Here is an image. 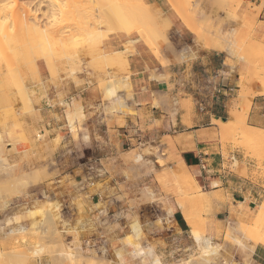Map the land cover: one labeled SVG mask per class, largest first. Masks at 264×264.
<instances>
[{
	"label": "rangeland",
	"instance_id": "obj_1",
	"mask_svg": "<svg viewBox=\"0 0 264 264\" xmlns=\"http://www.w3.org/2000/svg\"><path fill=\"white\" fill-rule=\"evenodd\" d=\"M38 2L29 8V21L34 14L43 25L49 6ZM27 3L17 0L22 8ZM257 10L249 0H110L100 22L114 28L102 48L110 37L122 36V49L134 48L127 57L140 46L163 66L164 54L182 46L194 51L186 61L199 51L220 52L224 65L237 69L243 102L239 122L232 116L221 124L220 141L242 150L262 169L264 135L248 147L242 126L252 98L264 95V25L258 23ZM176 25L185 29L184 42ZM86 39H76L78 45L70 41L73 48L59 51L65 56H38L37 49L17 61L8 50L0 51V264H255L254 248L263 247L257 223L264 220V198L249 211L237 203L227 222L213 225L206 217L209 207L197 201L200 191L192 178L181 167L168 169L156 147H125L107 161L99 156L98 131L103 124L111 128L112 118L123 125L116 115L129 113V71L121 50L110 51L99 66L86 53ZM22 45L26 48L27 42ZM77 53L82 54L77 58ZM175 212L183 217L185 246L171 262L167 251L172 235L179 234ZM212 228L215 235L209 236ZM192 230L210 240L209 251L199 249Z\"/></svg>",
	"mask_w": 264,
	"mask_h": 264
},
{
	"label": "crops",
	"instance_id": "obj_2",
	"mask_svg": "<svg viewBox=\"0 0 264 264\" xmlns=\"http://www.w3.org/2000/svg\"><path fill=\"white\" fill-rule=\"evenodd\" d=\"M249 1L258 9V23L264 25V0ZM176 28L184 42L185 29L178 25ZM124 43L123 37L117 35L104 42L103 48L107 52L123 50ZM136 51L127 57L129 113H117L123 125L118 126L112 118L111 128L103 124V131H98L99 156H106L103 161H107L125 147H156L168 169L181 167L192 178L204 195L202 204L209 207L206 217L213 225L227 222L237 203H243L245 211H249L264 198V162L258 169L242 150L220 141V125L230 122L232 116L239 122L243 111L237 94V69L224 65L222 54L212 49L199 51L196 58L186 61L194 51L179 47L164 54V66L147 48L137 46ZM245 111L242 126L251 129L246 139L264 135V95L252 98ZM234 162L238 165L234 166ZM172 218L179 234L172 235L167 251V261L171 262L181 256L185 246L182 214L175 212ZM213 235L214 228L209 236ZM252 260L264 264V247L254 248Z\"/></svg>",
	"mask_w": 264,
	"mask_h": 264
},
{
	"label": "bare ground",
	"instance_id": "obj_3",
	"mask_svg": "<svg viewBox=\"0 0 264 264\" xmlns=\"http://www.w3.org/2000/svg\"><path fill=\"white\" fill-rule=\"evenodd\" d=\"M29 3H27V6L22 8L17 4V0H0V51L2 50H8L9 53L11 54V57L13 56L15 59L16 57H18L19 55H21L22 53H27L30 52V54L32 52H35L37 49V55L39 56L40 53L42 54H47V56H51L54 54V56L58 53L59 51L64 50L65 46H68L70 49V45L72 47V44L69 45L70 41H73L79 38H87L86 41L89 44V51L87 49V47L85 49H87L86 53L89 52L90 55L92 56L91 58H93L96 63H98V65L100 66V64H102V62L104 61V59H106V57H109V52L107 51H103L102 48V43L105 39L108 38L109 33L111 31V28L113 27V24L110 26L107 23H102L100 22L102 19V9L105 8V6H107L110 2V0H39V4H42L43 2L46 3L48 2V11H46L47 13H45L43 16L45 18V24H40L36 18L37 16H35L34 14L33 16V22L30 23V18H31V10L29 9L31 4H35L37 3V0H28ZM71 1V2H70ZM71 6V7H70ZM22 8V9H21ZM89 9V10H88ZM74 23L73 25H75V31L72 34H69L70 32V28H69V23ZM111 24V23H110ZM104 25V32H101L100 26ZM117 25V24H116ZM114 28V27H113ZM112 28V29H113ZM127 31V30H126ZM115 33H117L116 31H114ZM123 32V31H122ZM120 32V33H122ZM125 33V32H123ZM130 33V32H127ZM72 34V35H71ZM112 34V33H111ZM119 34V32H118ZM128 35V34H127ZM126 37V36H125ZM147 38H143V41H147ZM199 40V39H198ZM24 42H27V47L25 48L22 44ZM134 41V40H133ZM200 41V40H199ZM79 42V41H78ZM76 41L75 44L78 43ZM128 42V41H127ZM22 43V44H21ZM71 43V42H70ZM134 43V42H132ZM26 44V43H25ZM86 44V43H85ZM84 44V45H85ZM131 41H129L127 43V45L130 46ZM78 45V44H77ZM125 45V46H127ZM149 45V43L147 44ZM194 45V44H193ZM86 46V45H85ZM84 46V47H85ZM74 47V46H73ZM72 47V48H73ZM76 47V45H75ZM78 47V46H77ZM80 47V45H79ZM150 47V46H149ZM205 47V46H204ZM82 48V47H81ZM127 48V47H126ZM123 49L121 50L122 55H124L125 60L127 61V55L129 53V51L131 49H134L133 46H131L130 49ZM159 48V47H158ZM208 48V47H207ZM66 49V48H65ZM68 49V48H67ZM77 49V48H76ZM157 49V48H156ZM78 50V49H77ZM7 51V52H8ZM79 52L81 51L80 49L78 50ZM116 51V50H115ZM114 51V52H115ZM161 51V50H160ZM209 51V50H208ZM6 52V51H5ZM6 52V53H7ZM58 52V53H55ZM70 51H66V53ZM73 52V51H72ZM135 52L134 50L132 51V53ZM158 52V51H156ZM7 53L6 56L9 54ZM62 53V52H61ZM64 53V51H63ZM61 56H65V55ZM67 53V54H69ZM74 53V52H73ZM111 55L113 52H110ZM155 53V52H154ZM209 53V52H208ZM78 54H82V53H77V58H78ZM1 55V54H0ZM27 55V54H26ZM33 55V54H32ZM29 56L30 58L32 57ZM70 55V54H69ZM75 55V56H76ZM89 55V56H90ZM110 55V57H111ZM23 56V54H22ZM25 56V55H24ZM34 56V55H33ZM43 56V55H42ZM46 56V55H45ZM72 57L74 55H71ZM81 56V55H80ZM79 56V57H80ZM88 55H84L83 57H87ZM88 56V58H90ZM12 57V58H13ZM26 57V56H25ZM44 57V56H43ZM53 57V56H51ZM60 57V56H59ZM67 57V56H66ZM28 58V57H27ZM29 58V60H30ZM34 57H32V62L35 61L36 57L33 59ZM48 58V57H47ZM45 58V59H47ZM61 58V57H60ZM76 58V57H75ZM76 58V59H77ZM194 58V57H193ZM9 58H7L6 60H8ZM43 59V58H42ZM58 58H56V62ZM73 58H71L72 60ZM75 59V60H76ZM81 59V57L79 58ZM83 59V58H82ZM17 60V59H16ZM54 60V59H53ZM52 60V61H53ZM70 60V59H69ZM74 60V59H73ZM92 60V59H91ZM1 61V60H0ZM18 61V60H17ZM82 61V60H81ZM80 61V62H81ZM94 61V63H95ZM31 60L28 61L27 63H32ZM49 62V61H47ZM51 62V61H50ZM56 62L54 61L52 64H56ZM72 62V61H71ZM60 63V61L57 62V64ZM79 63V61H78ZM82 64L85 63L84 61L81 62ZM90 63V62H89ZM93 63V64H94ZM95 63V64H96ZM124 63V61H123ZM126 63V62H125ZM71 64V63H70ZM94 64V65H95ZM27 65V64H26ZM32 66H34L35 64H31ZM50 65V64H49ZM59 65V64H58ZM60 65H62L60 63ZM74 65V63H73ZM79 65V64H78ZM86 66L83 67H87V63L85 64ZM125 65V64H124ZM128 65V63L126 64ZM28 66V65H27ZM31 66V67H32ZM55 66V65H54ZM64 66V65H63ZM72 66V65H71ZM70 66V67H71ZM76 66V65H75ZM89 66V65H88ZM105 66V65H104ZM30 67V66H29ZM36 67V66H34ZM62 67V66H60ZM94 68V66H92ZM1 68V67H0ZM63 68V67H62ZM79 68V66H78ZM95 68L97 69L96 65ZM99 68V67H98ZM35 69V68H34ZM55 69V67H54ZM57 69V68H56ZM74 69V68H73ZM89 69V68H88ZM36 70V69H35ZM51 70V68H50ZM78 70V69H77ZM38 71V70H37ZM36 71V72H37ZM65 71V70H64ZM71 71V70H70ZM87 71V70H86ZM100 71V70H99ZM35 72V71H33ZM79 72V71H78ZM95 72V70H94ZM72 73V72H70ZM89 73V72H86ZM97 73V72H96ZM5 74V73H4ZM74 74V73H73ZM77 74V73H76ZM55 75V74H54ZM97 75V74H96ZM95 75V76H96ZM10 76V75H9ZM34 76V75H33ZM57 76V75H56ZM55 76V77H56ZM59 76V75H58ZM57 76V77H58ZM91 76V75H90ZM99 76V74H98ZM14 77V76H13ZM31 77V76H30ZM97 77V76H96ZM12 78V77H10ZM66 78V77H65ZM93 78V77H92ZM99 78V77H98ZM101 78V77H100ZM17 79V78H16ZM15 79V80H16ZM21 79V78H20ZM19 79V80H20ZM59 79V78H58ZM6 81V79H4ZM18 80V83H20V81ZM1 81V80H0ZM4 81V82H5ZM99 81V80H98ZM101 81V80H100ZM2 82V81H1ZM14 84L16 82H13ZM13 84V85H14ZM99 84V83H98ZM97 84V85H98ZM11 85V84H10ZM17 85V84H16ZM20 85H22V82L20 83ZM6 86V85H5ZM23 86V85H22ZM36 86V85H35ZM21 91V90H20ZM25 96V95H24ZM7 98V97H6ZM25 98V97H24ZM8 99V98H7ZM8 102V101H7ZM9 104V103H8ZM9 107V106H8ZM11 107V106H10ZM68 107V106H67ZM118 107L119 108H123L124 105L122 103H118ZM69 108V107H68ZM3 109V108H2ZM4 111V110H3ZM13 111V110H12ZM8 112V111H6ZM5 112V113H6ZM82 113V112H81ZM12 114V113H11ZM5 118V117H4ZM2 123V122H1ZM225 124V123H223ZM13 125V123L11 124ZM16 125V124H14ZM223 125H220V128ZM15 127V126H14ZM11 128V127H10ZM13 128V127H12ZM16 128V127H15ZM14 128V130H15ZM4 129V128H3ZM246 131H250V128L245 127ZM13 130V131H14ZM19 130V129H18ZM8 133V132H7ZM10 133V131H9ZM18 135V134H17ZM14 138V137H13ZM57 139V138H56ZM25 141V140H24ZM39 141V140H38ZM258 143V140L256 138L254 139H250L247 142V146L248 147H253L254 145H256ZM216 185V183H215ZM204 194V193H203ZM204 198V195H202L200 193V195L198 196L197 201H202ZM53 202L49 203L52 205ZM50 205V206H51ZM55 208H58V205H52ZM51 208V207H50ZM261 211H264V203L262 204V206L260 207ZM53 210V209H52ZM242 210V209H241ZM263 213V212H262ZM57 212L53 213V217L56 219L58 218L57 216ZM260 224L262 226V244L264 247V220L257 223ZM189 232V231H188ZM190 236L192 238V240L200 247L199 249H201L204 252H207L211 249L210 246V240L206 239L204 236H201L199 234V232L197 231H190Z\"/></svg>",
	"mask_w": 264,
	"mask_h": 264
}]
</instances>
